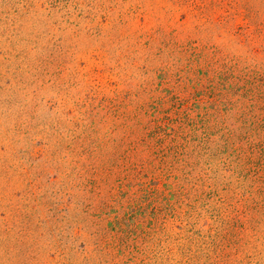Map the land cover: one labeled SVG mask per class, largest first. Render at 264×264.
Returning <instances> with one entry per match:
<instances>
[{"label":"rangeland","instance_id":"1","mask_svg":"<svg viewBox=\"0 0 264 264\" xmlns=\"http://www.w3.org/2000/svg\"><path fill=\"white\" fill-rule=\"evenodd\" d=\"M263 22L264 0H0V264H264V116L225 104L233 140L221 119L195 148L226 101L206 72L264 78ZM140 104L192 153L112 166Z\"/></svg>","mask_w":264,"mask_h":264},{"label":"trees","instance_id":"2","mask_svg":"<svg viewBox=\"0 0 264 264\" xmlns=\"http://www.w3.org/2000/svg\"><path fill=\"white\" fill-rule=\"evenodd\" d=\"M261 24L264 25V22ZM199 60H201V58ZM212 66H215L213 62ZM224 68L225 70L223 68H220L221 70H216L214 68L213 71L206 72L208 74L207 78L210 79L211 82L212 92L214 94L218 93L222 97V100L226 101L222 104L217 103L211 107L213 113L207 118L208 126L203 123L202 126L195 129L198 132V135L195 136L197 138L195 142H198L197 146H195L197 149L201 145L211 142L214 135L213 129L216 127L214 125L220 122L221 119L223 120V124L221 125L222 138L227 143H229V137L233 140L235 132L228 131L225 123L226 115H223L225 110L222 109V106L225 104H236V101L243 99L247 101V105L257 108L261 112V116H264V78L261 77L260 80H255L257 78L249 74L237 76L235 69ZM258 81L261 83L259 84ZM227 98H229V100H227ZM163 101L164 102L158 101V103L156 101L153 102L155 106L160 107L159 113L165 112V109L163 111L161 108H164L167 102L164 99ZM217 105L220 108H216ZM109 111L111 116L118 110L111 108ZM147 111L148 106H146V104H140L138 108L133 110L135 116H132L129 124H117L116 122L112 124L114 131H121L122 133L121 137L109 141L114 142L116 147L112 154V166L127 165L130 163L136 166L139 162H143L141 158L146 153H150L153 156L154 162H157V159L160 158H163L161 161L165 160L167 162L170 157L167 151L176 152L182 146L187 156L192 153V151L186 153V150L191 147L189 143L193 136L187 134L186 130L181 129L184 128V126L178 129L176 123H164L165 118L159 121V125L155 123L150 126L148 123H145V119H147L145 115H148ZM96 142L97 146H95V148L97 149L93 151H101L102 147L105 146L102 138L100 142L99 139Z\"/></svg>","mask_w":264,"mask_h":264}]
</instances>
